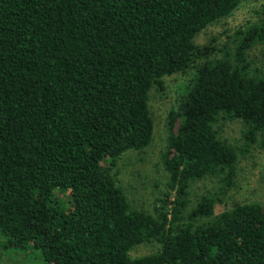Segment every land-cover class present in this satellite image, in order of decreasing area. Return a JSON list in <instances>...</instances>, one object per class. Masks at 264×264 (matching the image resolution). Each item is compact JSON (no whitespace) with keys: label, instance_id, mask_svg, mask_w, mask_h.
Segmentation results:
<instances>
[{"label":"trees","instance_id":"16d2710c","mask_svg":"<svg viewBox=\"0 0 264 264\" xmlns=\"http://www.w3.org/2000/svg\"><path fill=\"white\" fill-rule=\"evenodd\" d=\"M246 0H0V248L47 264H264V207L214 213L193 182L235 183L239 152L264 148V19L223 42L195 35ZM183 75L166 117L155 215L114 170L153 137L149 91ZM240 119L241 143L220 119ZM157 241L155 251L130 249Z\"/></svg>","mask_w":264,"mask_h":264},{"label":"rangeland","instance_id":"374dc122","mask_svg":"<svg viewBox=\"0 0 264 264\" xmlns=\"http://www.w3.org/2000/svg\"><path fill=\"white\" fill-rule=\"evenodd\" d=\"M264 19V0L241 2L228 15L213 21L199 31L194 41L203 44L215 38L223 42L226 36L238 25ZM251 56L257 65L264 67V44L251 49ZM184 81L183 75L164 76V88L153 86L149 91V108L154 122L153 137L148 146L141 150H127L118 159L114 168L117 182L121 185L130 204L155 215V207L166 190L167 173L161 162V153L166 144L168 111L176 103L179 88ZM215 128L221 138L234 145L241 143L240 119L220 118ZM209 192L214 198V213L229 208L233 202H259L264 207V148L252 146L248 153L239 152L234 185L221 189L218 178L207 176L196 180L190 187V199L194 202L201 194ZM157 241L139 243L130 249L131 256L155 251ZM0 264H47L35 250H2Z\"/></svg>","mask_w":264,"mask_h":264}]
</instances>
